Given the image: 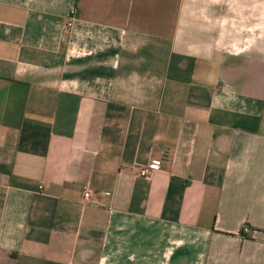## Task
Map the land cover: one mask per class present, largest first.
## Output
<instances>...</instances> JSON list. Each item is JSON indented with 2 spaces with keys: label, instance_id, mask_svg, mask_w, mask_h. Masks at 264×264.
Segmentation results:
<instances>
[{
  "label": "crops",
  "instance_id": "1",
  "mask_svg": "<svg viewBox=\"0 0 264 264\" xmlns=\"http://www.w3.org/2000/svg\"><path fill=\"white\" fill-rule=\"evenodd\" d=\"M0 264H264V0H0Z\"/></svg>",
  "mask_w": 264,
  "mask_h": 264
},
{
  "label": "built area",
  "instance_id": "2",
  "mask_svg": "<svg viewBox=\"0 0 264 264\" xmlns=\"http://www.w3.org/2000/svg\"><path fill=\"white\" fill-rule=\"evenodd\" d=\"M159 166H160V162L156 161L153 164L139 168V174L141 176H150L155 169L159 168ZM92 197H93V190L92 189L87 190L85 193V198L87 200H91ZM246 230L250 231V227H246Z\"/></svg>",
  "mask_w": 264,
  "mask_h": 264
}]
</instances>
